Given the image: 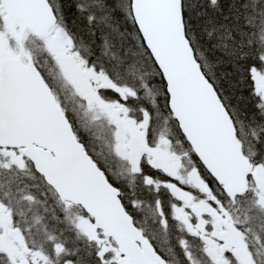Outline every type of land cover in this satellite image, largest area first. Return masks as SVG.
Returning <instances> with one entry per match:
<instances>
[{
	"label": "snow or ice",
	"instance_id": "6c2138e0",
	"mask_svg": "<svg viewBox=\"0 0 264 264\" xmlns=\"http://www.w3.org/2000/svg\"><path fill=\"white\" fill-rule=\"evenodd\" d=\"M0 264H264V0H0Z\"/></svg>",
	"mask_w": 264,
	"mask_h": 264
}]
</instances>
